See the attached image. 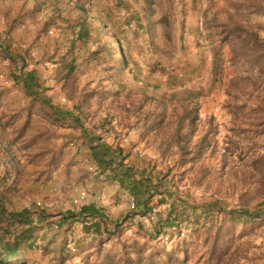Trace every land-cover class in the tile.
Wrapping results in <instances>:
<instances>
[{
    "label": "rangeland",
    "instance_id": "obj_1",
    "mask_svg": "<svg viewBox=\"0 0 264 264\" xmlns=\"http://www.w3.org/2000/svg\"><path fill=\"white\" fill-rule=\"evenodd\" d=\"M90 136L146 169L144 214ZM0 235L19 264H264V0H0Z\"/></svg>",
    "mask_w": 264,
    "mask_h": 264
},
{
    "label": "trees",
    "instance_id": "obj_2",
    "mask_svg": "<svg viewBox=\"0 0 264 264\" xmlns=\"http://www.w3.org/2000/svg\"><path fill=\"white\" fill-rule=\"evenodd\" d=\"M83 10V9H82ZM85 18L79 21L77 33L78 37L83 36L85 30ZM112 36L113 33H111ZM118 45V52L121 55V67L126 64L124 55L121 53V47L119 42L116 40ZM108 53L110 51L108 49ZM20 83L23 86L26 93L31 97H39L37 93V82L33 71H27L20 76ZM63 118V116H62ZM74 120V118H72ZM87 149L88 155L91 160L97 165L98 169L102 174H110L113 179L119 184L121 188L126 189L131 195L134 201V210L137 214H144L147 211V206L149 205L150 199L157 194V186H154L152 179L146 176V169H136L130 164L124 163L125 157L122 155V150L119 147H112L111 145L102 142L97 136H90L87 138ZM106 174V175H107ZM162 189V185H159ZM215 208L214 203H207L203 205V212H212ZM175 209L169 205V210L166 217L160 223L161 229L166 230L169 228H174L178 224V213H174ZM100 214V210L96 209L93 205H84L79 210L80 216L86 217H97ZM232 214V212H229ZM15 217L21 219L23 217L22 212L16 213ZM247 215L246 217H248ZM69 217H75L74 214H70ZM242 218L240 215L239 218ZM11 218V217H9ZM160 222V221H159ZM96 224V228H98ZM20 239L13 238L7 239L5 235H0V264H19L11 261L14 257L19 256ZM62 264V263H60Z\"/></svg>",
    "mask_w": 264,
    "mask_h": 264
},
{
    "label": "crops",
    "instance_id": "obj_3",
    "mask_svg": "<svg viewBox=\"0 0 264 264\" xmlns=\"http://www.w3.org/2000/svg\"><path fill=\"white\" fill-rule=\"evenodd\" d=\"M86 205H88V204H86ZM84 206V205H83ZM96 209H98V207L96 206V205H93ZM100 210V214L97 216V217H93V222H98V224H100V219H106L105 217H106V215H105V213H104V211L102 210V209H99ZM92 218V217H91ZM87 219V218H86ZM95 224H97V223H95ZM99 229H100V226H98V228H97V230L99 231Z\"/></svg>",
    "mask_w": 264,
    "mask_h": 264
},
{
    "label": "built area",
    "instance_id": "obj_4",
    "mask_svg": "<svg viewBox=\"0 0 264 264\" xmlns=\"http://www.w3.org/2000/svg\"><path fill=\"white\" fill-rule=\"evenodd\" d=\"M120 0H110V3L111 4H117ZM124 163H126V161L124 160ZM136 163V161H135ZM80 196H81V199L85 196V193L84 192H81L80 193ZM133 200V199H132ZM131 207L133 208L134 207V201L131 203Z\"/></svg>",
    "mask_w": 264,
    "mask_h": 264
}]
</instances>
